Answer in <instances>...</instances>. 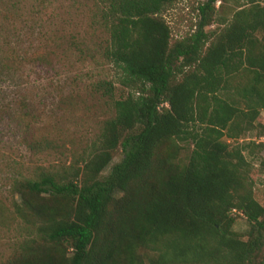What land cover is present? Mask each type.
Listing matches in <instances>:
<instances>
[{
  "label": "trees",
  "instance_id": "1",
  "mask_svg": "<svg viewBox=\"0 0 264 264\" xmlns=\"http://www.w3.org/2000/svg\"><path fill=\"white\" fill-rule=\"evenodd\" d=\"M178 1L101 0L103 56L127 95L112 99L81 167L12 181L0 227L15 216L26 235L0 264H264V205L243 155L264 151V134L238 144L264 113V0L211 33L217 0H205L194 33L171 44L161 15ZM238 215L245 240L231 231Z\"/></svg>",
  "mask_w": 264,
  "mask_h": 264
},
{
  "label": "rangeland",
  "instance_id": "2",
  "mask_svg": "<svg viewBox=\"0 0 264 264\" xmlns=\"http://www.w3.org/2000/svg\"><path fill=\"white\" fill-rule=\"evenodd\" d=\"M204 1L179 0L162 13L171 44L194 33ZM246 2L217 0L209 13L214 22L204 31L221 29L219 21ZM103 7L101 0H0V198L13 180L41 173L66 177L81 167L103 121L113 115L112 99L127 95L121 71L103 56L108 38L100 18ZM102 83L112 84L111 96ZM263 134L261 112L238 144ZM187 154L183 148L178 156ZM243 155L250 163L253 198L264 205V151L252 147ZM121 157L118 148L102 176ZM248 229L243 216L234 217L231 231L237 237L245 240ZM25 235L26 225L15 216L8 229L0 227V262ZM257 261L264 263V250Z\"/></svg>",
  "mask_w": 264,
  "mask_h": 264
},
{
  "label": "built area",
  "instance_id": "3",
  "mask_svg": "<svg viewBox=\"0 0 264 264\" xmlns=\"http://www.w3.org/2000/svg\"><path fill=\"white\" fill-rule=\"evenodd\" d=\"M260 142H264V136L259 139ZM232 213H235V210H232Z\"/></svg>",
  "mask_w": 264,
  "mask_h": 264
}]
</instances>
